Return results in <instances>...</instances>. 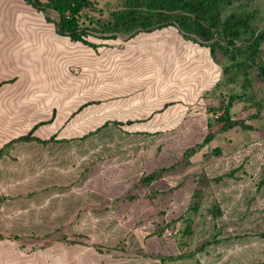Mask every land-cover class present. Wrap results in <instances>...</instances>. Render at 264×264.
<instances>
[{
	"label": "rangeland",
	"instance_id": "374dc122",
	"mask_svg": "<svg viewBox=\"0 0 264 264\" xmlns=\"http://www.w3.org/2000/svg\"><path fill=\"white\" fill-rule=\"evenodd\" d=\"M94 2L102 8L103 14H106L109 9L116 7L120 0ZM237 8L253 10L255 26H264V0L240 4L235 2L229 10ZM50 16H53V13H50ZM48 26V46L43 47L42 51L33 52L34 65L25 68L26 82L18 84L17 90L1 92L8 98L2 101V107L10 108L11 113L16 93L17 116L15 120L11 117L9 121L15 122V125L8 126L17 128L0 133L2 140L25 133L33 123L49 119L53 110L51 122L40 125L33 134L45 138L57 132L56 138L67 141L43 147L17 144L18 152L14 153L15 157L0 162V170L14 171L17 174L15 178L2 179L3 185L10 184L18 190L33 191L49 187L50 215H55L58 209L62 208L67 217L74 212V207L87 208L100 202L154 204L163 208L162 212H165L168 206L176 204L173 208L176 212L192 201L190 194L193 177L203 174L210 178L227 171L233 164L232 158L238 157L234 165L240 167L241 171L236 174L241 175L234 174L233 178H223L218 183L209 182L203 185V195L198 202L201 208L199 213L202 215L197 217L198 211L187 212L193 214V218L197 217L191 244L198 245L211 231V226L207 232L204 223H200L207 214L205 207L212 203L231 205L243 209L242 212L247 207L248 211L258 214L257 219H261L260 222L264 221V185L255 191L257 180L264 175L262 131L256 133L231 128L219 133L216 131L217 124L212 112L208 111L209 107H216L230 95L233 97L230 108L233 117L244 119L250 114H255V118L246 122L254 123L257 127L262 125L264 83L255 72L249 73L250 84L247 88L241 86L240 78L235 83L224 84L220 68L227 61H214L219 70V78L214 84V89L203 95L209 101H194L186 115H180L174 105L160 113L154 111L159 108L161 102L155 95L161 98L167 94L165 90L174 92L171 88L175 84L166 82H171L182 69L199 72L201 56L198 51L206 48L192 43L193 49L186 51L184 43L189 41L182 40L174 26L140 32L130 38L87 37L89 41L99 44L95 49L60 37L54 33L51 23H48ZM37 58L39 63H36ZM261 59L264 61V44H261ZM204 74L201 70L194 76L204 78ZM199 85L194 84L195 87ZM84 102L88 104L70 116V113ZM125 119L135 120V123L121 126L109 123L84 140L76 139L103 121ZM207 121L210 130L214 132L215 141H210L196 153L193 168L187 173L181 190L171 194H158L152 199L143 195L134 200L116 199L128 190L144 168V165L139 168L135 165L136 162L155 160L156 164V159L160 156H167L168 160L175 159L185 147L202 139L207 131ZM214 146L220 150L217 156L210 154V149ZM25 149L30 151L23 153ZM174 182H177L176 178ZM54 187L58 190H54ZM36 197L39 198V195ZM245 220L240 218L239 224L224 227L223 232L234 234L229 236L232 239L238 238V244L245 247L242 248V261L239 264H254L264 258V239L249 236L264 231V224L254 227L245 223ZM176 228L180 229L181 225L173 223L168 228L175 237L178 234ZM219 228L221 231L222 227ZM39 229L33 228L34 231ZM51 229L53 227H49V231ZM61 229H65L66 235L71 238L84 237L86 242H89V234H92V229L86 227L70 226ZM230 229L233 232H229ZM57 235L59 233L53 231L50 237L55 238ZM197 238H200L198 242L195 241ZM249 240L254 243L250 247L251 252L252 249L255 251L254 255H251L252 259L245 262Z\"/></svg>",
	"mask_w": 264,
	"mask_h": 264
},
{
	"label": "crops",
	"instance_id": "0c3cea01",
	"mask_svg": "<svg viewBox=\"0 0 264 264\" xmlns=\"http://www.w3.org/2000/svg\"><path fill=\"white\" fill-rule=\"evenodd\" d=\"M49 31L48 23L44 21L42 15L23 0H0V82L13 79L11 82L0 84V132L17 128L16 126H8L15 125V122L9 123V121L11 117L15 120L17 116L16 93L13 97L12 105L14 107L11 113L10 108L2 107V103L8 98L6 95H2L1 92L2 90H17L18 84L26 82L25 68L27 66L31 68L34 65V51L38 52L42 51L43 47L47 48ZM178 35L182 40L189 41L184 43L185 48H187L186 51L188 49L192 50L191 45L193 42L182 38L179 32ZM198 53L201 56L199 72L194 73L196 70L186 71V69H182L171 82H166L175 84L171 88L174 92L165 90L167 94L161 98L155 95V98L160 99L161 102L159 108L154 111L161 113L167 107L174 105L180 115H186L194 101L198 99L209 101L203 95L214 89V84L219 78V70L210 58L208 50H200ZM36 61V63H39L38 58ZM29 70L32 73V70ZM201 70L205 73L204 78L198 75L194 76V74H199ZM194 84L200 85L195 87ZM9 104H11V99ZM133 123H135V120H131L129 124L124 125H132ZM251 124L256 126L254 123ZM7 140H2L0 133V146ZM213 140L215 141V138ZM17 144L35 145L32 147L40 145L35 142L15 143L8 154L0 157V162H6L5 159L10 160L15 157L14 153L18 152ZM29 151V149H25L23 153ZM178 157L168 160L167 156H160L156 159V164L154 160L145 163L138 161L135 165L139 168L144 165V168L139 172L140 175L142 172L167 166L176 161ZM195 157L196 153L189 158V165L179 164L171 173L152 182V186L156 190H165L175 184L174 178L178 181L181 176H185L184 185L187 173L193 168ZM237 160L238 157L232 158L233 164L230 168L237 166L234 165ZM16 175L14 171L0 170V264H239L242 261L243 246L238 244V238L226 240L227 236L230 237L229 235L234 234L224 233L223 229L239 224L244 212H242L243 209L220 203L218 205L221 212L220 216L212 220L206 214L200 223H204V229L207 232L208 227L211 226L212 228L213 224L221 226V233L218 236L221 238L219 242L206 246L202 251L196 252L192 256L160 260L156 255L186 254L196 246L192 245L191 242L193 241V228L196 225L195 219L202 215V213H199L201 210L199 205L196 210L198 211L196 218H193L192 213V215L187 212L185 214L192 221L191 233L187 236L180 234L184 222L174 220L186 210L187 205L182 210L175 212L173 208L176 207V204H174L168 206L163 214L156 215L163 208L154 204L137 205L130 202H110L93 204L87 208L83 206L74 207V212L67 215V217L62 208L58 209L55 215H50L49 187H41L33 191L31 189L18 190L14 185L2 184V179L15 178ZM240 175L235 173V176ZM193 180L194 177L192 178L194 187ZM181 187L174 191L181 190ZM53 189L58 190L56 187ZM136 192L139 196L143 195L144 197L148 190L146 187H142ZM37 195H39V198L36 197ZM210 206L205 207L206 212V209ZM257 216L256 212L250 211L249 215L244 218L246 219L245 223L247 222L248 225L254 227L264 224V221L260 222L261 219H257ZM167 222H169L168 228L173 223L181 225L179 231L176 228L177 237L171 234L168 228L160 229L162 224ZM59 226L63 228L70 226L91 228L92 234H89V242L84 241V237H77L80 243L74 244L49 243L47 238H39V236L49 232V227ZM34 227L40 229L34 231ZM152 227L159 229L156 231ZM230 231L233 232L232 229ZM62 232L66 234L65 229H62ZM32 233L37 237H31ZM199 239L197 238L195 241L198 242ZM252 244L254 243L249 240L248 252H246L247 261L245 262H249L252 259L251 255H254L255 250L252 249L253 252L250 250Z\"/></svg>",
	"mask_w": 264,
	"mask_h": 264
},
{
	"label": "trees",
	"instance_id": "16d2710c",
	"mask_svg": "<svg viewBox=\"0 0 264 264\" xmlns=\"http://www.w3.org/2000/svg\"><path fill=\"white\" fill-rule=\"evenodd\" d=\"M23 1L30 5L36 12H39L46 23L52 24L53 31L56 35L66 37L72 42H79L92 49L98 47L99 44L89 41L87 39L89 36H94L99 39H113L116 36L130 38L140 32H151L167 26H174L182 38L206 48L213 62L223 59L227 61L220 68V75L224 84L235 83L240 78L241 86L247 88L250 84L248 77L250 72H255V75L264 83V61L261 59V44H264V26L261 28L255 26V13L253 10L239 8L229 10L235 2L240 4L241 2H251L252 0H120L119 4L109 9L106 14H103L102 8L97 6L94 0ZM50 13H53V16H50ZM12 80L2 81L0 84L11 82ZM232 101L233 97L229 95L227 100L221 104L208 108V111L212 112V117H214V121L217 124L216 131L223 133L231 128H239L241 130L255 132L262 131L264 135V123L257 127L246 122L247 120L255 118V114H250L244 119L233 117L230 111ZM87 104L88 102L80 104L70 113V116ZM53 114L54 112L52 110L49 119L33 123L25 133L16 135L4 142L0 146V157L8 154L13 144L19 142H35L45 146L47 144L67 141V139L56 138L57 132H53L45 138H40L33 134L34 130L40 125L51 122ZM130 122L131 120L103 121L76 139L84 140L99 132L109 123L114 126H121L129 124ZM206 126L207 131L202 139L193 145L185 147L176 161L167 166L142 172L138 179L130 185L128 190L120 196H117L116 199H137L139 194L136 190L142 187L147 188L148 192L145 197L150 199L158 194H171L174 190L180 188L183 185L185 176H182L173 186L165 190H156L152 186V182L171 173L179 164H190L189 158L214 139V132L210 130L209 121H207ZM210 154L214 156L219 155V148L217 146L212 147ZM239 170L240 167L236 166L210 178L203 174H198L194 178L193 181L195 184L190 194L192 201L187 205L186 210L174 219L184 222L180 230L182 236H187L191 233L192 221L185 214L186 212H196L198 202L203 195L202 186L207 185L209 182L218 183L223 178H233L234 174ZM263 185L264 175L257 180L255 191H258ZM132 190H135V192H132ZM98 204L103 203L100 202ZM218 205V203H212L206 209L207 214L212 220L221 214ZM249 212L246 207L241 219L249 215ZM158 213L163 214L162 211ZM168 227L169 222L163 223L160 229L162 230ZM219 227L213 224L209 234L186 254L179 253L174 256L156 255V257L162 260L192 256L196 252L202 251L206 246L216 244L221 240L218 237L221 233ZM61 228V226L55 227L51 231L39 236V238H47L49 243H80L77 240L79 236L68 238L69 236L64 234ZM158 229L156 228V231ZM53 231L59 233L55 238L50 237ZM30 236L37 237L34 233ZM249 237H260L264 239V231H259ZM230 238L227 236L226 240ZM254 264H264V258Z\"/></svg>",
	"mask_w": 264,
	"mask_h": 264
}]
</instances>
